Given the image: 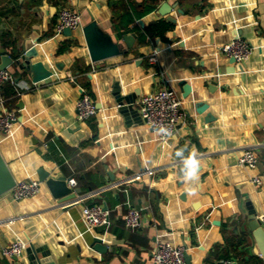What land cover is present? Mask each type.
Returning <instances> with one entry per match:
<instances>
[{"label": "crops", "instance_id": "1", "mask_svg": "<svg viewBox=\"0 0 264 264\" xmlns=\"http://www.w3.org/2000/svg\"><path fill=\"white\" fill-rule=\"evenodd\" d=\"M165 2L173 10L162 15ZM64 6L82 12L83 28L96 20L122 44V53L93 62L82 29L57 33ZM0 17V49L18 58L39 37L34 60L53 71L34 83L17 65L8 68L24 88L13 95L0 88V113L18 114L12 132L0 135L2 154L17 180L39 179L44 168L75 178L81 189L69 207L59 205L45 183L27 200L14 201L11 192L0 197V264H34L37 254L67 264H156L152 254L160 240L184 245L192 264H217L222 255L226 263L264 264L249 227L250 206L258 217L264 214V0H0ZM160 20L174 24L168 40L144 37ZM126 35L134 37L132 47ZM235 37L253 50L243 72H229L231 57L219 51ZM153 54L157 63L150 62ZM115 84L123 93L139 91L138 109L145 94L173 88L186 118L163 143L145 122L126 123ZM82 88L98 107L88 121L77 116ZM249 148L258 154V167L242 166L250 178L237 182L229 161L237 158L239 165ZM150 168L151 177L129 180ZM256 176L261 184L253 182ZM84 203L107 204L112 223L90 226ZM131 206L143 214L136 231L125 226ZM97 237L107 251L95 249ZM18 239L29 242L24 254L5 256L3 248Z\"/></svg>", "mask_w": 264, "mask_h": 264}, {"label": "built area", "instance_id": "2", "mask_svg": "<svg viewBox=\"0 0 264 264\" xmlns=\"http://www.w3.org/2000/svg\"><path fill=\"white\" fill-rule=\"evenodd\" d=\"M66 28H70L72 31L83 30V15L81 11L66 6L60 9L55 30L57 33H63ZM219 51L227 57H234L239 64L248 62L253 52L250 43L243 38L233 39L221 44ZM157 61L156 54L150 56L151 63H157ZM71 79L76 82L75 77H71ZM6 82H11L15 85L17 92L21 94V87L23 86L18 83L19 81H17L14 73L8 69H0V88ZM139 110L144 122L152 129L159 130L160 139L163 143H167L171 137H173L179 124L186 118L182 100L177 91L173 88H162L145 94L140 101ZM97 114L98 107L96 102L91 95L82 88V95L77 102L78 119L80 121H88ZM17 122L18 114L15 110H8L7 112L0 113V135L10 134ZM239 165L249 170L257 169L258 154L256 151L251 148L245 149L239 158ZM154 173V169L150 168L138 172L129 180L143 179L146 176L151 177ZM253 182L261 184L262 180L259 176H256L253 178ZM42 183L43 182L39 179L17 180L16 186L11 191V197L17 202L36 197L40 193ZM68 184L75 188L77 180L75 178H69ZM88 194L92 195L94 192L90 191ZM106 205L107 204H83V214L90 226L96 228L107 227L112 223L110 211L109 208H105ZM124 218L125 226L128 230L136 231L143 225V214L141 209L137 206H131ZM258 219L264 226V214L260 215ZM28 245V241L20 239L15 240L3 248V254L8 257H20L27 250ZM186 251L184 245L175 244L167 240H160L154 248L152 257L156 264H186Z\"/></svg>", "mask_w": 264, "mask_h": 264}, {"label": "water", "instance_id": "3", "mask_svg": "<svg viewBox=\"0 0 264 264\" xmlns=\"http://www.w3.org/2000/svg\"><path fill=\"white\" fill-rule=\"evenodd\" d=\"M173 10V6H171L168 2H165L159 8V12L162 15L169 14ZM168 20L172 22H176V19L172 16L168 17ZM2 18L0 17V23ZM84 37L86 40V44L88 47V51L93 62H99L122 53V44L114 41L110 34L105 33L100 27L96 20L90 22L83 28ZM64 34L71 36L73 35V31L70 28H66L64 30ZM141 33L136 32L135 36H139ZM239 37V36H238ZM238 37H235L236 39ZM125 42L129 47H132V40L134 37H130L129 35L124 36ZM40 38H35L31 45H24L22 47L21 54L18 58L12 57L6 48H1L0 53L1 63L0 69H8L12 64L17 65L22 70H25L32 82L39 83L43 80L50 78L53 75V71L48 68L41 59L34 60L35 57L39 56V51L35 47L38 45ZM230 62L233 64V69L229 72L245 71L246 64H239L236 62L234 57H231ZM58 66L60 64L58 63ZM18 80V79H17ZM139 91H134L132 93H123L122 88L119 84L114 85L113 95L115 98L116 105L118 107V112L124 116L126 123L128 125L132 123H144L142 119L141 113L139 109L136 107V102L138 98ZM203 109L207 108L208 105H203ZM238 159H232L229 161L230 163V173L234 177H236L237 182L247 181L249 180V175L245 171L242 166L237 164ZM39 180L45 183L51 191L53 198L58 202L59 205H63L65 207H69L70 203L78 197V194L81 193V189L73 188L68 184V179L64 176L55 177L51 174V172L45 170L44 168H40L38 170ZM108 174L112 180L115 179L114 174L108 170ZM17 184V179L10 169V166L6 159L4 158L2 151L0 149V197L5 194H8L13 190V188ZM105 208H108L106 205ZM250 217H249V227L253 232L254 237L256 238L258 244V252L264 257V226L261 221L258 219L257 211L254 207H249ZM94 247L99 252L107 251L108 247H106L103 243V240L99 237L94 240ZM186 264H192V257L186 251L185 253ZM226 257L222 255L220 257V261L217 264H233L226 263ZM34 264H67L63 262H56L52 259V257H41L38 254L36 255V260ZM78 264V263H76Z\"/></svg>", "mask_w": 264, "mask_h": 264}, {"label": "trees", "instance_id": "4", "mask_svg": "<svg viewBox=\"0 0 264 264\" xmlns=\"http://www.w3.org/2000/svg\"><path fill=\"white\" fill-rule=\"evenodd\" d=\"M155 8V6L152 7H146L143 11L139 12V17H142L146 14H148L149 12H151L153 9ZM126 19H129V16H126ZM174 28V24L170 21L167 20H160V21H156L151 23L146 29H145V34L144 37L149 36L150 38H161L162 40H168L167 34L173 30ZM67 45H63L61 50H65V48H67ZM16 76V78H18L17 74H14ZM5 84H3V86L1 88H3L4 92L6 93V95H13L16 94V87L15 85H13L11 82L7 83V86H4Z\"/></svg>", "mask_w": 264, "mask_h": 264}, {"label": "clouds", "instance_id": "5", "mask_svg": "<svg viewBox=\"0 0 264 264\" xmlns=\"http://www.w3.org/2000/svg\"><path fill=\"white\" fill-rule=\"evenodd\" d=\"M190 165H193L195 164V161L192 160V161H189ZM194 174V167H192L188 173L189 177H191L192 175Z\"/></svg>", "mask_w": 264, "mask_h": 264}]
</instances>
